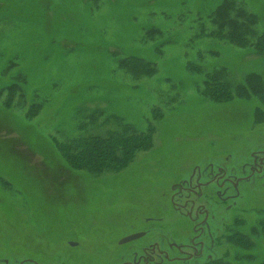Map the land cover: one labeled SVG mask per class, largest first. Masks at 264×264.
<instances>
[{
	"label": "rangeland",
	"instance_id": "374dc122",
	"mask_svg": "<svg viewBox=\"0 0 264 264\" xmlns=\"http://www.w3.org/2000/svg\"><path fill=\"white\" fill-rule=\"evenodd\" d=\"M221 1L0 0V89L18 74L26 79L7 105L9 94L0 93V259L39 254L47 264L50 254L64 252L48 238L37 244L38 231L34 235L26 217L23 223V210L77 204L87 215H104L94 235L111 234L117 214L138 195L126 194L128 186L120 193L114 174L151 173L170 184L203 153L240 140L241 115L264 120V89L223 103L201 93L206 75L220 67L228 74L222 80L243 83L254 72L264 83V56L208 35L210 15ZM241 1L264 31V0ZM130 56L150 61L154 73L132 76L123 60ZM94 111L101 112L95 120ZM114 118L130 131H149V147L117 171L70 169L56 145L103 136L117 128ZM243 231L237 236L253 246L231 237L230 264H264L258 229ZM85 242L71 252L89 264L102 244L89 227Z\"/></svg>",
	"mask_w": 264,
	"mask_h": 264
},
{
	"label": "flooded vegetation",
	"instance_id": "af4514ba",
	"mask_svg": "<svg viewBox=\"0 0 264 264\" xmlns=\"http://www.w3.org/2000/svg\"><path fill=\"white\" fill-rule=\"evenodd\" d=\"M240 123L243 134L233 141L232 150L217 146L203 153L170 184L151 173L114 174L120 193L128 186L126 194L138 195L127 202L126 212L117 214L111 234L96 230L99 235H94L104 215H87L77 204L57 205L52 211L23 210V223L26 217L34 235L38 231L37 244L48 238L64 250L50 254L47 264H83L71 250L84 248L88 227L102 244L89 264L230 263L231 237L264 220V120L243 114ZM39 259V254L18 253L1 258L0 264H42Z\"/></svg>",
	"mask_w": 264,
	"mask_h": 264
},
{
	"label": "trees",
	"instance_id": "16d2710c",
	"mask_svg": "<svg viewBox=\"0 0 264 264\" xmlns=\"http://www.w3.org/2000/svg\"><path fill=\"white\" fill-rule=\"evenodd\" d=\"M210 22L212 29L208 35L227 41L241 49L250 47L255 55L264 56V31H258L257 15L248 11L241 0H222L212 11ZM123 60L125 70L134 77L141 76V74L152 75L155 71L153 64L148 60L133 56ZM13 65H15L14 62L9 67ZM224 74L228 75L227 68L220 67L206 75L208 77L204 80L201 93L212 102L223 103L232 100L235 96H258L263 92L264 83L258 73L247 74L243 83H236L232 79L222 80ZM25 83V77L18 74L11 84L0 89V93L5 90L9 94L5 100L6 105L10 102L12 93L23 90L22 86ZM29 111L28 108L27 117H30ZM100 114V111H94L92 119L95 120ZM114 122L117 123V128L108 131L103 136L88 134L86 137L71 139L65 145H56L58 154L70 169L86 171L91 175L103 169H116L117 171L124 168L126 162L136 151L149 147L150 134L147 133L149 131L140 133L130 131V126L120 122V119L114 118ZM257 229L264 240V220L257 226ZM234 239L236 243L246 245L247 248L253 246L250 238L246 239L236 235ZM216 264L223 263L217 262Z\"/></svg>",
	"mask_w": 264,
	"mask_h": 264
},
{
	"label": "water",
	"instance_id": "95a60500",
	"mask_svg": "<svg viewBox=\"0 0 264 264\" xmlns=\"http://www.w3.org/2000/svg\"><path fill=\"white\" fill-rule=\"evenodd\" d=\"M133 237H135L134 235H132L131 237H129L128 239H131V238H133Z\"/></svg>",
	"mask_w": 264,
	"mask_h": 264
}]
</instances>
